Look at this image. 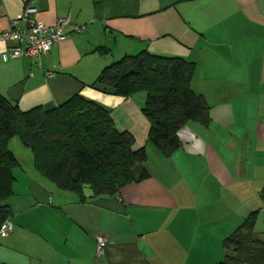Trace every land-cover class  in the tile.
Returning a JSON list of instances; mask_svg holds the SVG:
<instances>
[{"label":"crops","instance_id":"1","mask_svg":"<svg viewBox=\"0 0 264 264\" xmlns=\"http://www.w3.org/2000/svg\"><path fill=\"white\" fill-rule=\"evenodd\" d=\"M26 6L47 25L70 24L37 61L4 58L0 38V93L21 110L76 93L95 101L146 148L149 175L114 195L85 188L81 200L43 177L24 148L5 201L12 230L0 236V264H217L223 239L254 209L264 238V0H0V33ZM142 50L195 62L191 88L210 106L209 124L187 122L169 156L148 141L144 92L90 86L105 66Z\"/></svg>","mask_w":264,"mask_h":264},{"label":"trees","instance_id":"2","mask_svg":"<svg viewBox=\"0 0 264 264\" xmlns=\"http://www.w3.org/2000/svg\"><path fill=\"white\" fill-rule=\"evenodd\" d=\"M95 49L110 52L105 45ZM194 71L191 60L142 50L105 66L90 86L123 97L144 92L141 110L150 124L148 141L169 156L180 147L178 131L187 122H210V106L191 88ZM13 136L31 151L43 177L81 200L85 188L91 196L114 195L149 175L146 148H135L133 134L119 130L110 111L95 101L76 93L54 108L21 110L0 93V224L11 213L5 201L13 194V171L19 166L8 146ZM259 198L264 206V191ZM258 210L223 239L225 256L217 264H264V238L255 233Z\"/></svg>","mask_w":264,"mask_h":264},{"label":"built area","instance_id":"3","mask_svg":"<svg viewBox=\"0 0 264 264\" xmlns=\"http://www.w3.org/2000/svg\"><path fill=\"white\" fill-rule=\"evenodd\" d=\"M37 8L26 6L17 19L12 20L10 28L0 33V38L7 43L4 58L28 57L37 61L55 44L65 38L64 27L70 24L68 17L57 19L53 25H47L37 19ZM80 31L79 26L73 27ZM12 230L9 220L0 224V236H7ZM106 241L102 235L97 236V255H101Z\"/></svg>","mask_w":264,"mask_h":264},{"label":"rangeland","instance_id":"4","mask_svg":"<svg viewBox=\"0 0 264 264\" xmlns=\"http://www.w3.org/2000/svg\"><path fill=\"white\" fill-rule=\"evenodd\" d=\"M11 150L13 151V153L15 154L16 157L22 159L23 153L21 151H23V149H27L20 141V139L18 138V136H13V140H11ZM25 151V150H24ZM17 158V159H18Z\"/></svg>","mask_w":264,"mask_h":264}]
</instances>
